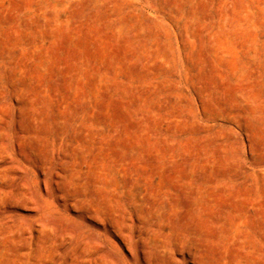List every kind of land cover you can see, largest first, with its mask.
Instances as JSON below:
<instances>
[{
	"label": "rangeland",
	"instance_id": "obj_1",
	"mask_svg": "<svg viewBox=\"0 0 264 264\" xmlns=\"http://www.w3.org/2000/svg\"><path fill=\"white\" fill-rule=\"evenodd\" d=\"M0 105V264H264V0H0Z\"/></svg>",
	"mask_w": 264,
	"mask_h": 264
},
{
	"label": "bare ground",
	"instance_id": "obj_2",
	"mask_svg": "<svg viewBox=\"0 0 264 264\" xmlns=\"http://www.w3.org/2000/svg\"><path fill=\"white\" fill-rule=\"evenodd\" d=\"M2 96V95H1ZM3 96H4V93H3ZM2 98V97H1ZM0 106H2V105H0ZM3 107V106H2ZM2 109V108H1ZM1 111V110H0ZM2 113V112H1ZM8 113V112H7ZM10 113V112H9ZM4 114V113H3ZM5 115V114H4ZM3 115V116H4ZM7 115V114H6ZM8 116V115H7ZM126 117V116H125ZM8 119V118H7ZM7 119H6V117H2V120H3V123H1V125H3V128H4V126L6 125V123H7ZM10 119V118H9ZM1 122V121H0ZM6 126H8V125H6ZM4 132H5V130H4ZM158 245V244H157ZM151 247V246H150ZM146 251V250H145ZM154 253V252H153ZM158 254V253H157ZM157 254H155V256L154 257H156L157 256ZM154 257H153V259H154ZM143 258H144V256H143ZM150 258V257H149ZM156 260V259H155ZM149 262H150V260H149ZM149 262H148V264H149ZM156 263V262H155ZM161 264V263H160ZM163 264V263H162Z\"/></svg>",
	"mask_w": 264,
	"mask_h": 264
}]
</instances>
